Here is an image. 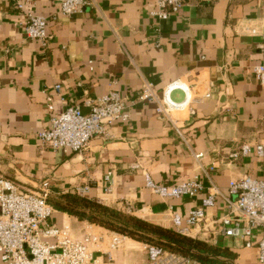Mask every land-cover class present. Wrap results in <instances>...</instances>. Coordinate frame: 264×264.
Returning a JSON list of instances; mask_svg holds the SVG:
<instances>
[{
  "label": "crops",
  "instance_id": "crops-1",
  "mask_svg": "<svg viewBox=\"0 0 264 264\" xmlns=\"http://www.w3.org/2000/svg\"><path fill=\"white\" fill-rule=\"evenodd\" d=\"M86 1L66 16L58 0H0V177L21 191L48 182L49 196L85 194L173 229L172 215L185 227L189 212L202 208L204 220L184 234L228 247L235 254L224 260L229 264H259L256 243L264 230L255 229L247 247L219 233L216 219L233 198L231 180L264 175V83L253 73L264 64V0H183L167 20L153 14L156 0ZM29 13L47 18L46 47L25 36ZM176 79L190 99L180 110L157 113L165 87ZM145 85L151 95L138 100ZM111 89L129 99L127 120L106 123V133L80 152L41 143L47 96L54 113L74 104L87 113L85 101ZM169 98L183 102L185 93L173 89ZM243 145L247 153L240 152ZM146 175L164 186L197 176L202 189L192 197H163L146 186ZM209 191L218 193L214 204L204 205ZM49 222L74 234L96 226L56 209ZM107 248L105 242L94 247V255L106 260ZM110 252L111 264L148 263L145 243L128 237Z\"/></svg>",
  "mask_w": 264,
  "mask_h": 264
},
{
  "label": "built area",
  "instance_id": "built-area-1",
  "mask_svg": "<svg viewBox=\"0 0 264 264\" xmlns=\"http://www.w3.org/2000/svg\"><path fill=\"white\" fill-rule=\"evenodd\" d=\"M202 1V0H201ZM86 0H58L59 12L70 16L79 11L86 4ZM183 0H156L157 9L153 12L159 20H167L176 14ZM47 18L43 15L29 13L24 25L25 36L36 40L42 47H46L51 36L47 31ZM255 33L254 28L247 29ZM264 55V41L262 43ZM256 78L264 83V64L253 66ZM145 85L137 95L138 100L150 97L151 92ZM55 85V89H59ZM173 89H181L185 93L183 102L170 100L169 93ZM190 99L185 82L176 79L170 82L164 89L161 104L156 107L157 113L167 115L172 111L182 109ZM127 96L121 95L117 90L111 89L107 93L94 100H87L89 111L83 113L80 105H67L63 110L54 113L52 98L46 97L49 124L46 129L38 133L41 143L54 150L64 153L80 152L84 150L92 137L106 133V123L128 118ZM177 133L181 135L180 131ZM248 145L241 147V153H247ZM257 155L263 154V146L256 145ZM239 153L234 152L233 157ZM202 153H195V158H200ZM212 168V167H211ZM112 172H107L105 180L108 186L107 192L112 186ZM146 186L152 188L154 193L163 197H179L196 195L202 189V184L197 176L186 181L164 186L155 184L146 175ZM82 190H86V187ZM203 200L204 205L214 204L218 191H209ZM228 192L233 198H227V208L218 217L217 231L224 236L239 238L244 245L250 247V237L255 229L264 230V175L243 177L229 182ZM48 182H43L36 191H21L17 185L9 179L0 177V264H111V249L119 247L127 236L117 232H111L106 246V260L94 255V247H99L105 242V235L91 232L74 234L66 228L53 226L49 221L54 208L48 201ZM202 208L193 209L185 218V227L181 226L178 215H172V224L180 232L187 226H193L204 220ZM259 264H264V234L256 243ZM148 257L147 264H206L189 256L177 255L163 250L158 245L146 244Z\"/></svg>",
  "mask_w": 264,
  "mask_h": 264
},
{
  "label": "trees",
  "instance_id": "trees-1",
  "mask_svg": "<svg viewBox=\"0 0 264 264\" xmlns=\"http://www.w3.org/2000/svg\"><path fill=\"white\" fill-rule=\"evenodd\" d=\"M56 210L87 221L133 240L160 246L177 255L189 256L206 264H229L235 254L226 246L184 234L176 229L150 222L131 212L109 206L81 193L64 192L48 196Z\"/></svg>",
  "mask_w": 264,
  "mask_h": 264
},
{
  "label": "rangeland",
  "instance_id": "rangeland-1",
  "mask_svg": "<svg viewBox=\"0 0 264 264\" xmlns=\"http://www.w3.org/2000/svg\"><path fill=\"white\" fill-rule=\"evenodd\" d=\"M173 98H176V96L173 95ZM96 226H97V225H96ZM96 226H95V227H92L91 232H95V234L100 233V234H102V235H105V243H107V239H108V237H109L111 231H110V230H107V229H105V228H103V227L99 228V227H96ZM112 232H113V231H112ZM128 238H129V237H128ZM105 247H106V244H105Z\"/></svg>",
  "mask_w": 264,
  "mask_h": 264
}]
</instances>
